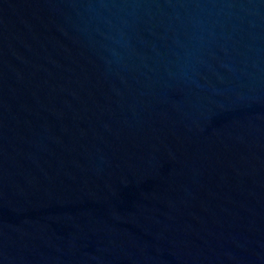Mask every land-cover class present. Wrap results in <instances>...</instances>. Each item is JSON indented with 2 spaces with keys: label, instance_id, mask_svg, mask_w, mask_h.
I'll return each instance as SVG.
<instances>
[{
  "label": "water",
  "instance_id": "obj_1",
  "mask_svg": "<svg viewBox=\"0 0 264 264\" xmlns=\"http://www.w3.org/2000/svg\"><path fill=\"white\" fill-rule=\"evenodd\" d=\"M0 264H264V0H0Z\"/></svg>",
  "mask_w": 264,
  "mask_h": 264
}]
</instances>
